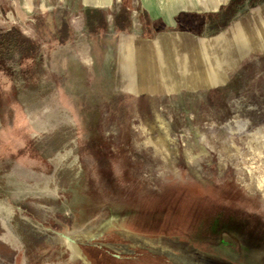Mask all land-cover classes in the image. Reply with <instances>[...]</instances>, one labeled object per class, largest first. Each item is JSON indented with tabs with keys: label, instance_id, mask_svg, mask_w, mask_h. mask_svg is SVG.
Wrapping results in <instances>:
<instances>
[{
	"label": "rangeland",
	"instance_id": "rangeland-1",
	"mask_svg": "<svg viewBox=\"0 0 264 264\" xmlns=\"http://www.w3.org/2000/svg\"><path fill=\"white\" fill-rule=\"evenodd\" d=\"M15 1L38 50L0 64V264L33 263L25 235L48 242L39 264H264V54L168 93L109 62L124 10L141 41L137 0ZM76 37L97 54L58 49Z\"/></svg>",
	"mask_w": 264,
	"mask_h": 264
},
{
	"label": "crops",
	"instance_id": "crops-1",
	"mask_svg": "<svg viewBox=\"0 0 264 264\" xmlns=\"http://www.w3.org/2000/svg\"><path fill=\"white\" fill-rule=\"evenodd\" d=\"M230 1L137 0L145 22L147 18L150 20V31L143 24L141 41L132 47L128 42L129 23L124 29L117 28L114 36L117 42H113V49L107 47V52H112V59L111 54H107L109 62L113 61V56L115 59V53L123 54V63L138 59L140 81L156 83L159 90L168 93L209 90L228 84L245 60L264 54V0L249 5L246 0V5L239 7L224 29L210 31L208 19L217 15ZM30 4L35 9L34 0ZM3 16H0V24H16L25 33L20 24L24 18L19 16L18 1L11 0L10 14ZM33 19L32 16L25 20L32 22ZM73 40L70 43L67 39L60 41L58 49L67 51L72 47L70 49L90 57L97 54L96 45L85 43L81 38L82 41L78 42V37ZM134 51L136 57L133 58ZM63 236L67 238V235Z\"/></svg>",
	"mask_w": 264,
	"mask_h": 264
},
{
	"label": "trees",
	"instance_id": "trees-1",
	"mask_svg": "<svg viewBox=\"0 0 264 264\" xmlns=\"http://www.w3.org/2000/svg\"><path fill=\"white\" fill-rule=\"evenodd\" d=\"M246 0H231L228 5L222 7L220 12L217 15H213L210 19H208L210 31H214L215 29H224L231 21L234 14L238 11L240 6H244ZM258 0H248L247 4H253ZM86 23L90 30L95 28L94 22H92V18L97 20L99 23L102 21V17H92L90 13L95 14L96 10L91 11L87 8L85 11ZM117 25L119 29L126 28V22L129 19L128 12L124 10L121 12L117 17ZM124 22V23H121ZM150 20L146 19V28L147 30L150 29L149 27ZM150 31V30H149ZM16 50L23 59H29L35 57V54L38 50V44L34 39L25 35L20 27L16 24L12 23H5L0 24V64L5 61V55L8 51ZM235 75V74H234ZM227 85V84H226ZM225 86V85H224ZM220 88L216 87L213 89ZM204 91V90H198ZM185 91L184 93H186ZM181 95V94H179ZM178 95V96H179ZM24 210H27L25 206H22ZM27 239H25L27 246H28V257L32 264H39L37 261L41 258L38 255L39 250L48 248V242L46 238L43 236H28L25 235ZM117 253V252H116ZM36 255V256H33ZM33 260V261H32ZM76 264V263H75Z\"/></svg>",
	"mask_w": 264,
	"mask_h": 264
},
{
	"label": "water",
	"instance_id": "water-1",
	"mask_svg": "<svg viewBox=\"0 0 264 264\" xmlns=\"http://www.w3.org/2000/svg\"><path fill=\"white\" fill-rule=\"evenodd\" d=\"M67 238H70V237L67 236ZM71 240H73V239H71Z\"/></svg>",
	"mask_w": 264,
	"mask_h": 264
}]
</instances>
